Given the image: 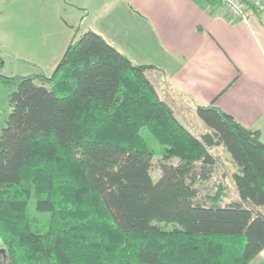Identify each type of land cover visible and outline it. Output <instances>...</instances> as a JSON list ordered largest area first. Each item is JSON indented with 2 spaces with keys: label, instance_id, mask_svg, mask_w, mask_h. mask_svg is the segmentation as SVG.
Segmentation results:
<instances>
[{
  "label": "trees",
  "instance_id": "obj_1",
  "mask_svg": "<svg viewBox=\"0 0 264 264\" xmlns=\"http://www.w3.org/2000/svg\"><path fill=\"white\" fill-rule=\"evenodd\" d=\"M65 51L52 76L4 77L0 264H252L264 249L260 130L213 100L196 106L208 130L193 134L148 78L155 65L91 28ZM145 131L162 145L156 180ZM218 146L236 164L230 203L227 172L208 184Z\"/></svg>",
  "mask_w": 264,
  "mask_h": 264
},
{
  "label": "crops",
  "instance_id": "obj_2",
  "mask_svg": "<svg viewBox=\"0 0 264 264\" xmlns=\"http://www.w3.org/2000/svg\"><path fill=\"white\" fill-rule=\"evenodd\" d=\"M102 14L89 27L135 63L155 65L146 74L168 104L197 115L215 100L264 140V10L246 23L219 1L119 0ZM231 183L224 203L239 199ZM251 263L264 264V249Z\"/></svg>",
  "mask_w": 264,
  "mask_h": 264
},
{
  "label": "rangeland",
  "instance_id": "obj_3",
  "mask_svg": "<svg viewBox=\"0 0 264 264\" xmlns=\"http://www.w3.org/2000/svg\"><path fill=\"white\" fill-rule=\"evenodd\" d=\"M118 1L8 0L5 7L1 6L0 75L3 77H0V133L6 125L10 112L7 98L11 88L5 82L4 77L29 74L52 76L74 37L77 38L86 29H89L93 18L102 13L105 15L118 4ZM172 105L173 107H171L173 110L175 109L179 120H184L185 125L193 134L200 136L206 133L208 126H205L198 115L190 109H181L180 104L175 102ZM148 135L145 131V136L158 151L152 162V175L156 180L160 175L159 162L162 156L160 153L162 145ZM212 152L219 161L215 169V176L208 182L209 186L214 187L219 175L225 171L229 174V183L232 187L231 174L236 167L234 160L222 146L212 148ZM204 192L206 189L202 191V193ZM231 196L232 193H230ZM166 226L170 228L172 225L167 224Z\"/></svg>",
  "mask_w": 264,
  "mask_h": 264
},
{
  "label": "built area",
  "instance_id": "obj_4",
  "mask_svg": "<svg viewBox=\"0 0 264 264\" xmlns=\"http://www.w3.org/2000/svg\"><path fill=\"white\" fill-rule=\"evenodd\" d=\"M219 2L235 19L246 23L264 10V0H219Z\"/></svg>",
  "mask_w": 264,
  "mask_h": 264
}]
</instances>
